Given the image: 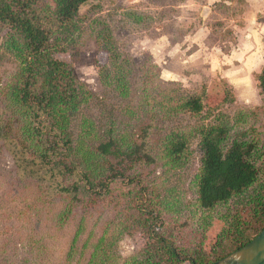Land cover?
<instances>
[{
  "label": "rangeland",
  "instance_id": "1",
  "mask_svg": "<svg viewBox=\"0 0 264 264\" xmlns=\"http://www.w3.org/2000/svg\"><path fill=\"white\" fill-rule=\"evenodd\" d=\"M80 13L84 33L77 51L58 58L73 66L88 90L107 96L100 71L110 63V54L97 31L101 22L111 27L131 68V97L121 103L118 134L133 129L139 138L140 129L151 125L148 141L156 162L138 165L135 173L154 191L148 198L157 202L167 231L179 244L197 247L206 231L208 245L224 210L209 218L197 205L201 153L196 129L215 124L235 131L255 129L260 146L264 144V96L256 77L261 40L253 33L248 0H88ZM2 59L0 115L9 113L1 91L15 68L14 60ZM192 95L203 97L199 114L180 106ZM172 133L188 139L185 164L179 168L163 154ZM132 186L118 181L106 199L83 192L73 200L52 192L46 181L21 176L0 139V264H89L105 234L117 240L110 253L117 255L113 264H131L148 242L139 223L131 224Z\"/></svg>",
  "mask_w": 264,
  "mask_h": 264
},
{
  "label": "trees",
  "instance_id": "2",
  "mask_svg": "<svg viewBox=\"0 0 264 264\" xmlns=\"http://www.w3.org/2000/svg\"><path fill=\"white\" fill-rule=\"evenodd\" d=\"M87 2L0 0V56L15 62L1 91L9 113L0 115V139L21 176L46 181L52 192L73 200L83 192L106 199L118 181L133 185L128 193L133 203L131 224L139 223L148 242L131 264H213L264 229V144L260 146L255 129L235 131L223 124L196 129L201 153L197 205L209 218L224 212L208 245L206 231L197 247L179 244L167 231L157 202L148 198L154 191L135 173L138 165L156 162L148 141L151 125L140 129L139 138L133 129L118 134L121 103L131 97V68L117 48L111 27L101 22L97 31L110 54V63L100 71L109 97L88 90L73 66L57 56L77 51L84 33L80 12ZM256 77L264 96V68ZM180 106L199 114L203 97L189 96ZM188 148L187 135L172 133L164 141V158L172 167H182ZM68 179L74 181L65 184ZM116 244L106 234L100 237L89 264H113L117 255L110 253Z\"/></svg>",
  "mask_w": 264,
  "mask_h": 264
},
{
  "label": "water",
  "instance_id": "3",
  "mask_svg": "<svg viewBox=\"0 0 264 264\" xmlns=\"http://www.w3.org/2000/svg\"><path fill=\"white\" fill-rule=\"evenodd\" d=\"M213 264H264V229L246 245Z\"/></svg>",
  "mask_w": 264,
  "mask_h": 264
},
{
  "label": "crops",
  "instance_id": "4",
  "mask_svg": "<svg viewBox=\"0 0 264 264\" xmlns=\"http://www.w3.org/2000/svg\"><path fill=\"white\" fill-rule=\"evenodd\" d=\"M249 2V10L251 15H253L252 22L253 24V33L260 37V45H259V54L257 56L261 59V67L256 71V74H259L264 68V0H248ZM254 44V43H253ZM255 45V44H254ZM253 45V46H254ZM243 61V64L244 61Z\"/></svg>",
  "mask_w": 264,
  "mask_h": 264
}]
</instances>
